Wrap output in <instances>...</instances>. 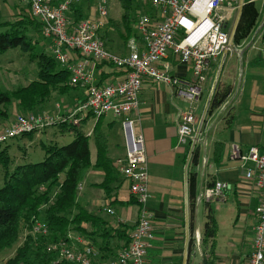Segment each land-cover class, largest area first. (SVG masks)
<instances>
[{
    "label": "crops",
    "instance_id": "crops-1",
    "mask_svg": "<svg viewBox=\"0 0 264 264\" xmlns=\"http://www.w3.org/2000/svg\"><path fill=\"white\" fill-rule=\"evenodd\" d=\"M126 6L130 10L129 25L122 22L124 3L121 0L108 1L109 15L106 20L101 19L95 0H81L69 16L73 19L102 21L104 23L102 37L107 50L114 55L126 56L127 43L138 37L136 25L142 16L149 17L154 24L161 22L160 12L149 3L128 1ZM257 22L256 19L250 34L240 40L226 59L217 89L222 91L231 86V94L224 103L228 105L224 108L223 104L220 108L209 110L206 125L196 147L199 149V166L196 169L197 193L216 182L226 183L230 187L224 200L204 202L195 208L193 224L201 234L206 223L208 205L217 221L215 245L217 264H247L252 251L254 229L258 222L256 210L259 194L253 184L245 178L246 167L250 164L244 165L240 158L232 156L233 146H237L242 154H246L251 147H257L260 153L264 154V49L260 38L264 20L262 23ZM169 58L172 62V75L193 81L190 66L181 63L172 52L169 53ZM220 60L221 58L212 65L202 95L195 104L179 98L174 88L169 85L148 79L143 83L140 108L135 115L136 131L144 136L149 173L148 190L151 196L146 208L152 216L156 237L146 264H182L185 245L184 167L192 141L187 144L179 142L178 125L180 115L191 109L195 111L200 121ZM124 75L123 70L108 65L101 66L96 71V79L100 84L121 81ZM55 94L53 93L51 99L43 104L48 108L43 107L39 109L40 112H54L51 113L54 115L71 112L82 97L81 91L76 89L59 97ZM10 115L7 121L0 120V129L15 121L16 112L13 111ZM97 123L106 137L109 159L115 163L118 159L124 158L126 137L121 120L107 115L100 120L90 119L83 123L81 129L88 126L83 132L86 136L91 132L92 135L88 137L93 141ZM51 130L52 128L46 130L44 134L50 133ZM40 134L42 133L31 140L40 137ZM95 151L96 155L93 157L90 149L91 169L80 185L77 203L99 216L106 224L105 229L112 234L123 227L132 229L139 222L140 206L131 202L133 197L130 195L128 184L124 182H121L111 198H107L104 191L97 187L103 183L105 174L96 167L97 149ZM190 171L189 165L188 178ZM110 211H114L115 215L110 216ZM83 227L87 232L92 231L89 224H84ZM229 229L234 244L230 252L226 246L229 237H225L227 234L220 237L222 230L227 232ZM77 237L84 238L81 235ZM90 241L94 244L92 239ZM123 245L124 242L114 239L111 246L114 249L112 257H115ZM203 251L201 243L199 251L190 252V261L199 264ZM106 256L108 257L101 253L102 260Z\"/></svg>",
    "mask_w": 264,
    "mask_h": 264
},
{
    "label": "built area",
    "instance_id": "built-area-1",
    "mask_svg": "<svg viewBox=\"0 0 264 264\" xmlns=\"http://www.w3.org/2000/svg\"><path fill=\"white\" fill-rule=\"evenodd\" d=\"M80 1L20 0L41 25V35L49 42L58 67L69 73L68 86L80 90L82 97L71 112L58 115L31 112L18 116L11 125L0 129V147L9 140L39 134L63 124L81 127L85 120H98L107 115L120 119L126 137V154L114 166L140 206L139 222L130 231L128 246L119 250L114 258L104 261L90 240L70 233L67 241L49 245L47 252L55 255L52 264H146L156 237L152 216L146 208L151 196L144 136L136 131L135 115L140 108L143 83L148 79L169 85L179 98L195 104L202 95L212 65L224 53L232 52L230 22L238 13L241 0H132L149 3L157 9L161 22L154 24L149 17L142 16L136 25L138 37L127 43L126 56L114 55L107 50L102 37V21L75 22L69 16L71 7ZM95 1L101 19L106 20L109 0ZM260 38L264 49V25ZM170 52L191 67L193 81L171 74ZM103 63L123 70V79L100 84L96 71ZM198 122L192 109L180 115L178 138L181 144L193 141ZM91 135V132L87 134ZM232 156L240 158L244 165L250 164L246 167L245 178L259 194L258 222L247 264H264V154L257 147L242 154L237 146H233ZM229 190L228 184L216 182L213 187L197 193L195 208L204 202L224 200ZM109 214L114 216L115 212ZM30 235L47 237L46 224L34 220ZM192 242L193 250L199 251L202 243L199 229L193 231Z\"/></svg>",
    "mask_w": 264,
    "mask_h": 264
},
{
    "label": "trees",
    "instance_id": "trees-1",
    "mask_svg": "<svg viewBox=\"0 0 264 264\" xmlns=\"http://www.w3.org/2000/svg\"><path fill=\"white\" fill-rule=\"evenodd\" d=\"M121 1L124 3L122 22L124 25L126 23L129 25L130 10L126 4L132 0ZM74 8L75 5L71 7V11H75ZM27 9L30 25L35 26L41 35V25L32 16L30 8L27 7ZM256 19L257 11L254 2L245 0L242 18L234 38L235 45H238L241 39L250 34ZM82 20L74 19L75 22ZM24 25L23 22H17L6 23L0 27V54L15 49L28 54L31 62L36 65L37 78L28 86L19 88L12 94L0 89V120L2 121H7L10 118L8 107L12 101L17 102L20 111L26 114L35 113L37 112L36 108L47 103L53 93L65 95L70 90H75L68 86L69 73L61 70L52 56H48L44 52L35 54V44L38 42H32L28 37V32L21 30ZM104 65L112 67V65L103 63L98 68ZM231 91V86L222 91L217 89L210 110L220 108L228 100ZM86 122L87 120L83 123ZM59 128L62 133L72 132L75 135L73 142L63 147L43 146L44 161L18 167L5 182L4 187L0 189V253L11 249L18 242L23 228H27L31 232L34 220L42 221L48 230L47 237L39 238L33 237L29 232L22 246L16 250L15 256L3 264H52L55 255L47 252L48 246L59 241H67L70 233L81 235L86 240L92 239L93 245L99 253L108 255L104 261L114 258L111 255L114 250L111 246L115 238L124 242L123 248L129 244L131 229L120 228L114 235L105 229L106 224L99 216L90 213L77 203L80 185L91 169L90 138L82 132L81 128L74 125L63 124L59 125ZM32 135H25L23 138ZM93 138L97 149L96 167L105 174L103 183L97 187L104 191L107 198H111L123 179L117 172L114 162L107 155L106 137L98 123L95 126ZM1 149L2 147H0ZM3 156L4 153H1L2 161L4 160ZM198 166L199 149L196 148L191 159V171L188 178L190 233L195 230L193 223L198 189V173L196 172ZM213 185L208 187L211 188ZM131 202L138 205L134 198ZM84 224H89L92 231L87 232L83 227ZM217 233V221L208 205L206 223L202 232L204 251L199 264H217L218 257L215 249ZM192 251V245H190V252Z\"/></svg>",
    "mask_w": 264,
    "mask_h": 264
},
{
    "label": "rangeland",
    "instance_id": "rangeland-1",
    "mask_svg": "<svg viewBox=\"0 0 264 264\" xmlns=\"http://www.w3.org/2000/svg\"><path fill=\"white\" fill-rule=\"evenodd\" d=\"M254 6L257 11V23H262L264 20V0H257L254 2ZM236 16L237 13L230 22V29L235 22ZM17 22H23L25 25L21 27V30L28 32V37L32 42H38V44H35V54L44 52L46 55L52 56L49 50L48 42L41 37L35 26L30 25L31 22L27 6H24L20 0H0V27L6 23L14 24ZM36 78V65L31 62L28 54L22 53L19 49L9 50L6 53L0 54V89L3 92L12 94L19 88L28 86L31 82H33V80H36ZM55 96L59 97L60 94L56 92ZM43 107L46 109L48 108V106H43V104L39 105L36 108V113H45L39 111V109H43ZM8 110L10 114H12L13 111L16 112V117H14L15 119L20 115L26 114L25 112L20 111L16 101H12ZM51 113L54 112H50L48 114ZM84 127L85 128L82 127L83 130L81 129L82 132L88 129V126ZM45 131L40 134V137H36L33 140L31 139L37 134L26 136L27 138L21 137L9 140L2 147L0 154L4 153V160L2 161L0 157V189L4 187L5 182L18 167L43 162L45 159L43 146L63 147L69 145L75 139V135L72 132L62 133L59 126L52 128L51 132L48 134H44ZM116 139H118V136H116ZM90 149L93 152V157H95L96 149L93 139L90 140ZM230 231L231 229H229V231L227 230V232L222 230L220 233V237H223L225 234H227L225 237H229V243L226 245L228 246L229 252L234 245L232 242L233 235ZM29 232L30 231L27 228H23L20 232L18 242L13 245L11 249L0 253V264H3V262L15 256L16 250L22 246L25 238L29 235ZM191 245L193 246V242Z\"/></svg>",
    "mask_w": 264,
    "mask_h": 264
},
{
    "label": "water",
    "instance_id": "water-1",
    "mask_svg": "<svg viewBox=\"0 0 264 264\" xmlns=\"http://www.w3.org/2000/svg\"><path fill=\"white\" fill-rule=\"evenodd\" d=\"M243 8H244V0H241L240 1V7L238 10L235 22H234V24L231 28V31H230V46L232 49L236 48V45L234 44V38H235V35L237 33V30H238V27H239V24H240V21L242 18ZM228 55H229V53L226 52L221 57V60H220V63H219L213 84H212V88H211L206 106H205L204 111L202 113V116L200 118L197 130H196V134L193 138L191 148H190V151H189V154H188V157L186 160V164L184 167L185 245H184V252L182 255V264H193V261L192 260L190 261V254H191L190 253V245L192 242V235L190 233V227H189L188 168H189L192 156L194 154V151L196 150L197 143L199 141V137L202 133L204 126L206 125V118H207V115L209 113L213 97L216 93V90H217V87H218V84L220 81V77L222 75V72H223L225 62H226Z\"/></svg>",
    "mask_w": 264,
    "mask_h": 264
}]
</instances>
